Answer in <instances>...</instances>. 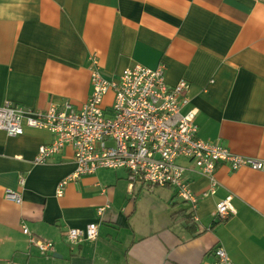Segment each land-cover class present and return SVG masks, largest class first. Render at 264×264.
Here are the masks:
<instances>
[{
  "label": "crops",
  "instance_id": "crops-1",
  "mask_svg": "<svg viewBox=\"0 0 264 264\" xmlns=\"http://www.w3.org/2000/svg\"><path fill=\"white\" fill-rule=\"evenodd\" d=\"M94 58L109 78L136 63L164 65L169 86L189 83L183 111L196 109L199 138L264 161V0H0V105L80 108ZM54 138L0 129V264H214L218 246L236 264H264L263 170L219 163L211 192L209 176L180 159L195 210L174 187H131L124 168L81 175L58 196L76 169L73 148L34 161ZM228 194L236 212L216 219ZM91 222L98 237L71 245L68 229ZM24 226L54 249L42 253Z\"/></svg>",
  "mask_w": 264,
  "mask_h": 264
},
{
  "label": "built area",
  "instance_id": "built-area-1",
  "mask_svg": "<svg viewBox=\"0 0 264 264\" xmlns=\"http://www.w3.org/2000/svg\"><path fill=\"white\" fill-rule=\"evenodd\" d=\"M188 89L185 79L169 86L164 65L152 68L136 63L123 69L118 77L109 78L94 58L91 94L80 108L70 101L31 108L8 100L0 105V129L10 136L22 134L25 126L51 131L55 138L40 145L36 163H45L65 146L73 148L76 169L60 181L58 196L63 195L69 181L81 175L93 174L101 168H124L129 171L131 187L137 181H142L149 190L157 186L174 187L178 197L195 210L198 196L186 177L188 167L180 159L192 162L200 173L209 176L211 192L218 186L214 173L219 163H226L233 170L247 166L264 171V161L199 138L196 109L183 111L189 101ZM109 92L113 97L107 102ZM20 182L24 184V177ZM6 197L21 202L11 189H6ZM235 212L233 194H228L216 203L214 215L216 219H226ZM23 232L42 253L54 249L52 241L38 238L27 226ZM98 234V224L91 222L85 228H69L66 236L71 245H76L95 240ZM214 252V264H236L224 247L218 246Z\"/></svg>",
  "mask_w": 264,
  "mask_h": 264
}]
</instances>
